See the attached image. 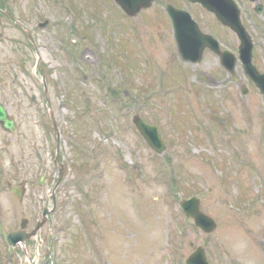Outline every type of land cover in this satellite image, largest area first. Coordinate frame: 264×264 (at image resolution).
Listing matches in <instances>:
<instances>
[{
  "label": "rangeland",
  "instance_id": "obj_1",
  "mask_svg": "<svg viewBox=\"0 0 264 264\" xmlns=\"http://www.w3.org/2000/svg\"><path fill=\"white\" fill-rule=\"evenodd\" d=\"M102 1L103 12L94 0H8L31 31L35 52L21 30L0 18V100L18 124L11 133L0 127L2 230L7 234L19 230L22 218L29 220L32 230L43 207L52 205L48 192L58 178L56 134L47 114L52 110L66 173L56 211L31 241L37 264H49L57 250L58 264H140L144 259L141 264H184L197 246L205 248L211 264H264V251L261 254L251 240L264 239L259 237L260 232L264 235V98L253 88L246 96L237 91L222 98L223 83L205 86L212 94L196 97L190 86L192 74L184 70L175 78V70H168L164 44L151 87L160 93L150 96V89L142 85L144 77L130 79V64L124 63L121 53L125 48L129 60L136 62L138 38L121 27L113 28V37L110 28L116 23H109V17L117 11L113 3ZM262 17L256 18L257 25ZM46 18L51 23L40 28ZM244 18L257 40V25ZM79 30L88 31L87 40L77 37ZM154 30L164 34V43L172 39L166 25L156 24ZM260 36L264 46V30ZM143 39L142 35L139 41ZM72 48H87L89 59L73 58ZM144 50L152 53L150 46ZM92 56L99 61H90ZM258 61L264 69L263 52ZM140 64H155L153 55ZM209 64L191 69L196 73ZM162 69L170 73L172 87L158 81ZM121 87L126 98L110 100V90ZM145 100L152 101L153 110ZM140 105L145 120L162 129L167 144L163 155L151 151L132 125ZM40 176L45 178L43 186ZM175 176L185 184L180 199L187 193L201 195L203 211L218 223L213 233L201 232L179 212ZM24 179L28 190L20 202L7 184L17 186ZM82 180L86 185L79 184ZM243 186L249 188L242 191L243 199H251L239 204L236 198ZM207 189L213 191L208 194ZM51 238L60 241L58 247ZM5 251L0 236V264H27L22 253L9 257Z\"/></svg>",
  "mask_w": 264,
  "mask_h": 264
},
{
  "label": "water",
  "instance_id": "obj_2",
  "mask_svg": "<svg viewBox=\"0 0 264 264\" xmlns=\"http://www.w3.org/2000/svg\"><path fill=\"white\" fill-rule=\"evenodd\" d=\"M121 4L124 3L123 0H118ZM212 9H216L215 7H211ZM176 14V15H175ZM172 15H175L173 17L174 19V26H175V31H176V35H177V39L179 41V45H182L183 47L187 46V51L191 45L190 42V37L191 38H200L199 35L197 34L196 29L189 24V22H187V17L186 14L180 11H175L174 13H172ZM189 37V38H188ZM188 39V41H187ZM181 46V47H182ZM243 48V47H242ZM244 51V59L247 61V63H249V59H250V48H243ZM249 74L257 81L256 83L259 84L262 88V90L264 91V75L260 76L258 73H255V70L251 67H247ZM263 83V84H261ZM6 110L0 106V122L2 123V127H4L6 130L8 131H12L14 129V124L13 121L10 120L7 116H6ZM140 121V120H139ZM139 127H141L142 129L145 128V125L143 123H139L138 125ZM147 129L153 131V137L154 140H156L157 145L160 147L158 148V146H156L155 143L154 146L159 150V151H163L162 149H164V146L161 144L160 139H159V134L157 133V131L155 130L154 127H147ZM152 144V145H153ZM15 192L20 196L21 194V190L18 188L15 190ZM182 205L184 206V209H186V212H188L189 214H192L195 219H197V222L199 225H201L203 228L207 230H212L214 229L215 223L214 221H212V219L210 217H208L207 215L203 214L202 212L198 211L199 210V203L198 201L192 199L189 200L187 202H182ZM187 205V206H186ZM191 207H193L195 210L194 212H191L190 209ZM46 213H44L45 215ZM202 220H206L207 223L209 224L208 226H204V224L201 222ZM14 236L15 241L16 240H20L22 239V237L20 236V233L14 234L11 236L10 241L14 242V239L12 238ZM206 257L204 254V251L202 249H198L196 252H194V254L189 258L188 260V264H208L206 263Z\"/></svg>",
  "mask_w": 264,
  "mask_h": 264
},
{
  "label": "flooded vegetation",
  "instance_id": "obj_3",
  "mask_svg": "<svg viewBox=\"0 0 264 264\" xmlns=\"http://www.w3.org/2000/svg\"><path fill=\"white\" fill-rule=\"evenodd\" d=\"M218 3H226L227 5H229V7H231L230 6V4H229V2H227V0H216ZM238 1V3L240 2V1H243V2H245V0H237Z\"/></svg>",
  "mask_w": 264,
  "mask_h": 264
}]
</instances>
